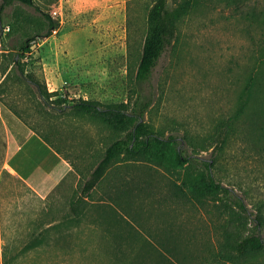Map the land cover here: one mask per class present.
Here are the masks:
<instances>
[{
	"label": "rangeland",
	"instance_id": "374dc122",
	"mask_svg": "<svg viewBox=\"0 0 264 264\" xmlns=\"http://www.w3.org/2000/svg\"><path fill=\"white\" fill-rule=\"evenodd\" d=\"M155 1L36 0L60 21V28L47 39L38 38L24 60L27 72L49 92L67 96V103L130 100ZM252 3L264 9V0ZM174 6L168 0V7ZM15 8L2 14L0 53L11 51L25 32L35 34L41 23L40 13L22 6L33 24L10 30ZM263 27L250 26L226 0H209L186 16L179 25V43L167 48L143 85L154 98L146 129L177 141L157 146L155 154L141 160L121 158L83 201L92 171L124 133L95 115L59 113L35 97L33 85L9 80L5 107L0 100L8 146L35 128L76 169L42 198L5 160L0 172V264H264V249L243 256L229 249L239 237L240 220L218 197L198 188L207 173L203 165L175 162L179 148L202 161L215 160L217 182L247 204L249 227L257 217L264 220V139L241 127L232 147L221 153L200 150L233 114L249 72L258 71L264 90ZM2 66L1 61L3 80ZM22 176L42 191V168L31 164Z\"/></svg>",
	"mask_w": 264,
	"mask_h": 264
},
{
	"label": "trees",
	"instance_id": "16d2710c",
	"mask_svg": "<svg viewBox=\"0 0 264 264\" xmlns=\"http://www.w3.org/2000/svg\"><path fill=\"white\" fill-rule=\"evenodd\" d=\"M175 6L168 7V0H156L150 7L147 15V32L143 44V50L135 72L136 91L131 95L130 100L117 103L105 104L99 100L77 99L67 103L66 98H62L59 92H49L45 84L37 81L32 74L27 72V64L24 61L27 54L31 53L32 47L37 43L38 38L47 39L60 28V21L55 19L49 12H46L36 0H2L0 6V22L2 14L7 8L16 6L14 10V22L10 30L25 29L27 24H33L32 16L28 14L22 6L35 9L41 14V23H37V32L28 34L18 45L11 48V51L0 53V62L2 61V73L5 78H0V100L5 107L4 93L11 91L12 83L20 86L27 83L35 88L34 95L41 99L44 104L53 107L59 113H66L72 110L78 114L95 115L109 122L116 129L124 133L121 138L114 140L105 150L102 159L91 173L86 181L81 193V200H86L92 191L98 186L105 177L107 171L121 158L126 160H141L151 154H155L156 147L166 145L177 141V137L164 135L146 129L145 117L154 104L153 95L146 93L143 85L152 78L153 71L168 47L179 43V25L180 22L196 9L209 3V0H174ZM228 4H233L239 11L240 17L249 23L264 24V9L258 10L253 0H226ZM264 28V27H263ZM15 75L12 77V74ZM258 71L249 72L244 87L239 96V101L233 114L222 120L216 127L214 134L204 143L200 150L218 149L219 153L228 149L234 144V137L238 129L244 128L249 132H256L259 140L264 139V90L258 83ZM258 104L259 108H255ZM261 104V105H260ZM5 114L7 112L4 110ZM13 112L18 115L17 110ZM46 143L54 150L68 160L75 168L73 161L42 131L33 129ZM187 140V137L184 138ZM232 147V146H231ZM8 151L7 131L3 117L0 113V172L2 171ZM202 163H201V162ZM175 162L180 166L189 163L203 165L207 170L203 178L204 185L199 184V189L208 190L210 195L218 197V201L228 210L237 212L240 223L237 226L239 237L230 248L238 255H245L248 252H258L264 249V220L260 217L254 219V226L249 227L250 219L247 204L244 199L237 195L233 189L217 182L212 169L215 160H201L197 154H189L181 151V148L175 152ZM70 175V174H69ZM68 175V176H69ZM67 178V177H66ZM65 178V179H66ZM64 179V180H65ZM63 180V181H64ZM74 212L75 209H74ZM77 213V212H76ZM237 223V222H236Z\"/></svg>",
	"mask_w": 264,
	"mask_h": 264
},
{
	"label": "crops",
	"instance_id": "0c3cea01",
	"mask_svg": "<svg viewBox=\"0 0 264 264\" xmlns=\"http://www.w3.org/2000/svg\"><path fill=\"white\" fill-rule=\"evenodd\" d=\"M31 164L44 170L46 181L41 186L42 191L22 176V172L28 171ZM6 166L42 198L48 196L74 171V167L68 160L33 131L16 145L9 142ZM48 180L49 184H47Z\"/></svg>",
	"mask_w": 264,
	"mask_h": 264
}]
</instances>
